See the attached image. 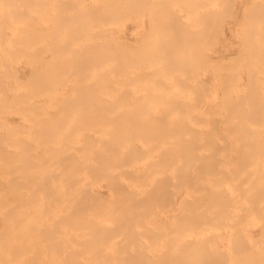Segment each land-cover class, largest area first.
<instances>
[{
    "label": "bare ground",
    "instance_id": "6f19581e",
    "mask_svg": "<svg viewBox=\"0 0 264 264\" xmlns=\"http://www.w3.org/2000/svg\"><path fill=\"white\" fill-rule=\"evenodd\" d=\"M0 2V45L38 24L0 78V264H264V0Z\"/></svg>",
    "mask_w": 264,
    "mask_h": 264
},
{
    "label": "rangeland",
    "instance_id": "374dc122",
    "mask_svg": "<svg viewBox=\"0 0 264 264\" xmlns=\"http://www.w3.org/2000/svg\"><path fill=\"white\" fill-rule=\"evenodd\" d=\"M1 6H2V3L0 2V11H1ZM26 16L25 17H23V18H19L18 16H17V22H15V23H12V30L10 31V32H8V35H9V39L5 42V44H3V45H0V78H2V79H6V81H4L5 83L7 82V87L9 86L11 89L9 90V91H7L6 90V93H7V95H8V97L10 96V98H11V96H12V98L15 96L14 94H16V92L18 91H15L16 89H18L17 87H15V86H18V84H17V82H16V80L14 79L15 77H19V78H23V79H27L26 78V76H28V74H29V64H30V55L32 54V53H34V59H36L37 57L35 56V54L37 55V46H36V42H37V38H38V35H37V32H38V24H37V20H36V15H34L35 16V20H34V22L32 21V12H30L29 10L26 12ZM130 26H127L128 27V29H129V27L131 28V30L133 31V29H134V31H133V34H132V32H129L130 31V29L129 30H127V32H124V37L127 39L126 41L127 42H129L130 44H137V42H138V40H139V36L141 35L140 34V26L139 27H137V25H136V23L135 22H133V23H131V22H129L128 23ZM148 24L146 23V25L145 26H147ZM133 28V29H132ZM136 28V29H135ZM139 28V30H137ZM127 33V34H126ZM135 33V34H134ZM128 34H130V35H132V36H130V35H128ZM137 34H139V35H137ZM122 35V36H123ZM128 35V36H127ZM136 37V42L134 41L135 40V37ZM232 36V35H231ZM138 37V38H137ZM232 40H233V42H234V49H233V51L231 52H226V55H231L232 53H239V39H238V37L235 35L234 37H232ZM23 42V44H20V46H15L14 44L15 43H17V42ZM31 41H33V43H30ZM236 41H237V43H236ZM35 42V43H34ZM135 42V43H134ZM237 44V45H236ZM238 48V49H237ZM9 50H14V52H13V54H11L10 53V51ZM237 50V51H236ZM210 51V50H209ZM211 53L213 54L214 52H210V58H211ZM230 53V54H229ZM235 56H236V54H234ZM234 55H232V56H234ZM226 57V56H225ZM228 59V58H227ZM227 59H223V60H225V61H223L222 59V62L224 63V64H226V62H227V64L226 65H232V60L230 61V60H228L227 61ZM216 60H218L217 58H216ZM229 61H230V63H229ZM218 62V64L220 63H222L220 60L219 61H217ZM222 63V64H223ZM217 67V66H216ZM215 67V68H216ZM219 67V66H218ZM229 67H231V68H233L232 66H229ZM14 73H16L17 75H15ZM15 76V77H12V76ZM207 76V77H206ZM10 77V78H9ZM208 77H210V78H208ZM205 78H206V80H205ZM212 78V76H211V74H206L205 76H204V80H205V82H206V84H207V86H209V87H211L214 83L213 82H211L210 81V79ZM264 78V77H263ZM208 79V80H207ZM21 80V79H20ZM212 80V79H211ZM210 81V83H208ZM211 83H213L212 85H211ZM211 85V86H210ZM221 88L219 87L218 88V91L220 90ZM222 91H223V88L221 89ZM21 91V90H20ZM12 92V93H11ZM221 91H219V93H220ZM18 93V92H17ZM14 95V96H13ZM27 95H29V93L28 92H26L25 93V95H24V97H23V100H25V102H28L29 101V98H28V96ZM12 98H11V100H12ZM22 99V98H21ZM16 106L14 105V103H13V106H12V108H11V111H12V109L14 108V109H16L15 108ZM20 108H21V105L19 106ZM8 108V107H7ZM18 108V107H17ZM10 109V108H9ZM17 111H15V110H13V112H10L8 115H7V122H10V126H9V124L7 123V124H5V126H4V131H5V133H6V129H7V127L9 126V128H11V129H13L12 128V126L13 127H17V129H18V127H21V126H23V125H25L26 126V129H24V127L25 126H23V127H21V130L23 131V130H25V132L24 133H22L21 132V130H20V128L17 130V129H15L14 128V130H9V129H7V130H9V131H7L8 133L10 132V134H12L13 132H16V131H18V132H16V133H13L12 135H14L15 136V138L16 139H19L21 136L20 135H22V137H23V139H22V137H21V139L22 140H24V138H25V141L26 142H28L29 140H30V137H27V135L29 136V122H26L25 123V121H28V119L26 118V116L28 117V115L27 114H22L21 112V110L18 108V109H16ZM15 112H20L21 114H17V113H15ZM11 115V116H10ZM25 118H24V117ZM18 118H19V120H18ZM22 118V119H21ZM24 118V119H23ZM17 119V120H16ZM10 120V121H9ZM14 120V121H13ZM13 121V122H12ZM15 122V123H14ZM21 124H20V123ZM18 123V126L16 125L15 126V124H17ZM263 123H264V121L262 122V128H263V131H264V125H263ZM14 124V125H13ZM20 125V126H19ZM7 126V127H6ZM16 130V131H15ZM12 131V132H11ZM28 131V132H27ZM20 132V133H19ZM7 133V134H8ZM19 133V134H18ZM18 136H20V137H18ZM27 137V138H26ZM27 139V140H26ZM24 141V142H25ZM264 142V141H263ZM264 145V144H263ZM262 145V146H263ZM11 147H8V149H10ZM263 148H264V146H263ZM14 149V148H13ZM261 149H262V147H261ZM262 151H263V149H262ZM263 153V155H264V152H262ZM260 154H261V152H260ZM262 155V154H261ZM259 156L258 157V159H259V161H260V163L263 165V157L264 156ZM262 161V162H261ZM19 165H20V163H19ZM261 165V166H262ZM264 166V165H263ZM262 166V167H263ZM28 174V173H27ZM26 175V174H25ZM25 175H22L24 178H25ZM27 177V179L26 180H28L29 178V174L26 176ZM24 178H22V182H25L24 184H26L27 183V181L24 179ZM7 185H9L8 183H7V181H6V183H4V184H1L0 186V190L1 189H3V186L5 187L3 190L4 191H6V192H8L9 190V188H10V185H9V187H8V189L6 188V186ZM27 185H31V183L30 182H28L27 183ZM25 186V187H22V190H23V192H24V195H23V197L25 198V197H27V195H26V193H27V189H29L28 187L29 186ZM6 189V190H5ZM11 189V188H10ZM2 190V191H3ZM8 190V191H7ZM30 190V189H29ZM28 190V193L30 192ZM3 191V192H4ZM7 197H9V196H7ZM264 204V203H263ZM262 208H263V210H264V207L262 206ZM262 210V209H261ZM262 212V214H261V218H263L264 219V214H263V211H260V213ZM262 219V220H263ZM261 219H259V223H257L258 225H256V226H254L255 228H253V231L256 229L257 230V232H256V230L254 231L255 233H254V237H255V239L257 238V236L258 235H260V233H261V231H262V229L264 228L263 226H264V224L262 225V223L263 222H261L262 221ZM252 227V226H251ZM259 230V231H258ZM261 230V231H260ZM263 231H264V229H263ZM262 231V232H263ZM262 236H264V234L263 235H261L259 238H260V241H259V247H261V242H264V240L262 241L261 240V238L262 239H264ZM258 239V238H257ZM256 239V241H258ZM264 243H262V245H263ZM264 246V245H263ZM263 246H262V248H263Z\"/></svg>",
    "mask_w": 264,
    "mask_h": 264
}]
</instances>
